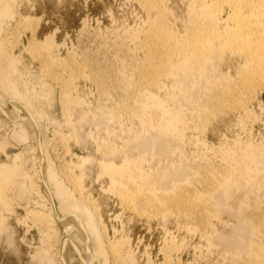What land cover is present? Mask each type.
Returning <instances> with one entry per match:
<instances>
[{"label":"rangeland","instance_id":"374dc122","mask_svg":"<svg viewBox=\"0 0 264 264\" xmlns=\"http://www.w3.org/2000/svg\"><path fill=\"white\" fill-rule=\"evenodd\" d=\"M9 1L12 5L14 19H7L6 22L10 28L7 26V30H5L8 33L4 30L2 36H9L6 38L11 43L8 55L14 59V62L17 61L16 68H19L20 72L16 71L15 73L22 75L20 78V76L18 77L13 73L14 76H17L14 79L17 82L20 78L17 83H20L19 86L24 89L20 88V90L26 92V94L24 92L25 97L28 94L26 98L32 101L33 109L40 115L41 133L35 130L34 127L28 126V135L26 134L28 141L18 143L11 138L14 131V127L11 125L13 122L0 116V142L9 141V145L0 150V163L11 167H20L23 173L26 174L27 172L28 175H31V179L28 177L26 178L27 181H22L25 184L18 194L9 195L10 206L5 207L0 203V264H48L46 261L48 259H53L55 264H61L59 258L63 253L67 239L75 242L82 254H86V244L77 231L69 230L72 222L68 219L61 220L58 218L64 213L60 210L58 201L52 202L41 182L39 174L41 165L40 141L44 143V153H47L45 155H47L49 162L63 179L70 174L72 175V173V176L75 175L76 182L83 190L87 206L96 213L105 241L121 245L125 255L130 254L132 260L137 264H167V252L172 255L171 264H223L224 262L229 264L226 260L223 261V246L213 239L212 247L208 242V238L211 237L204 238L202 232L198 229L200 228L198 225H195L197 227L193 225V228L198 229L193 230L187 227L185 218L176 216L165 218L162 213L158 217L150 219L148 216L139 215L134 210L125 207L122 199L118 197L112 186L117 183H112L110 175L103 172L102 164L105 157L102 148L104 142L113 144L114 148L117 149L116 151L121 148L119 152L123 151V154L125 148V155L136 159L135 161L141 164L146 174L152 175L156 171L161 172L162 169L164 171L169 166H179L182 163L180 161L183 160L190 164L193 163L195 172L216 171L222 158L226 157L224 160L228 163L232 162L228 156L236 148L251 146L256 149L255 147L258 148L259 146V148H262L260 150H264V87H257L258 89L255 91L252 100H249V116L242 109L231 110L214 107L210 102L211 99H209V95L215 91V88L212 87V80L210 81L211 84L206 81L201 90L197 88L199 91L196 88L192 89L196 92L193 93L192 99L194 100H190L188 106L185 105L187 108L185 106L180 107L183 109L182 111L179 106L175 107L176 105L173 102L166 101L167 97H164L165 93L163 91L152 89L151 94L154 97L156 96V99L166 101L168 109L173 112L177 111L180 117L182 116L185 126L180 127L184 136L181 139L182 141L173 137V141L170 142L172 145L170 150L166 149L164 144H157L156 146L154 144V147H152V144L147 142V144L139 145L138 142L136 143L137 136L134 135L145 131L148 133V126L152 123L148 115L156 108H153L154 105L150 101L143 98V104L139 103V106H144L146 112L144 111L145 115L141 114L140 116L139 114L138 116V113L136 114L137 110L134 109V112L128 105H126L127 109L125 108V104L128 102L127 95L118 97L100 93L97 83L91 77L93 74L87 65L86 59L95 61L100 57H104V55L107 57V54L108 56L109 54L119 56L123 49H127L131 56L136 57L134 59H143L145 52L140 43L142 32L141 34L138 32L147 29L152 19L158 14L156 10L151 11L149 9L148 12L147 5L150 1ZM191 4V0H164L161 4L164 12H167L169 25L171 29L173 28V33L178 34L177 36L188 32L187 30L191 24L190 19H192L190 15ZM223 11L219 16L220 26H225L227 23L226 17L229 14L228 9ZM26 18L28 21L31 20L33 24L22 25L23 19ZM138 35L141 38L137 37ZM50 50L52 54L49 53ZM46 51L53 57H51L52 60H55V63L52 62L55 66L50 61V63L48 62L50 67L53 68L54 72L64 74L63 82L45 78L42 72L43 63L41 62L43 56L40 59L39 56H41V52L46 53ZM223 57L221 60L216 61V68L219 73L217 74L220 75V84L225 85L242 77L247 61L243 55L230 50H227ZM64 61L66 64L76 61L77 65L80 64L81 70L78 69L77 73L72 72V75L71 71L67 69V72L64 68ZM82 65L83 67L87 66L89 69L86 67V70H88L85 71L81 67ZM125 68L127 70L129 67L123 65L119 71L122 70V73ZM81 72L82 74L84 72V74L82 75ZM121 73L118 75V82L121 84V81H123L126 86L123 76H121L123 73ZM130 73V78L132 77L130 80L133 81V85H129L131 86L129 90H132L139 79V75L136 71ZM64 81H66V85ZM164 84L167 89L172 88L171 90L178 93V90L173 86V79H165ZM192 90L191 92H193ZM0 91L5 97L10 95L6 91ZM64 95L71 101H77L75 103L78 106L80 105V108L82 107L84 111L83 117L85 118L78 125L74 124L76 120L71 119L72 117L67 113L64 101H62ZM212 95H210V98ZM124 97L125 102H122ZM118 102L121 104L119 105ZM10 108H12L11 105ZM212 108H214L213 111H211ZM131 110L137 116L132 114ZM207 110H210V112ZM192 111L195 113L193 114ZM98 114H100V117L95 120L93 117L96 118ZM203 116H207V118ZM86 117H90L92 120L87 119V122L85 121ZM130 142L131 144L128 145ZM134 145L139 146V149ZM143 148L145 151H141L144 150ZM225 153L229 155L227 156ZM18 154H22L24 162H22V159H15ZM122 157L114 159L112 164L122 167L124 164V157ZM124 167L125 164L122 168L123 172ZM128 175L135 180L138 186L142 183L135 174L130 172ZM188 178L191 179L192 176L189 175ZM66 183L69 190L75 193L76 187L68 181ZM139 188H141V185ZM168 191L170 192V190L163 189L162 191L160 189V191L158 190L160 194L158 192L156 194L160 197L161 193L169 194ZM235 195L231 200L232 203H230V205H234L232 207L229 205L233 209H236L234 207L238 208L237 204L239 205L240 202L245 203L246 200H248L246 203H251V205L259 201V198L257 199L259 196H252L250 201L249 199L244 201V198H242L243 201H240V199L236 200L238 194ZM22 197L24 198L22 199ZM239 206L242 207L243 204ZM212 222L215 231H220L223 230L225 224L232 223L233 218L227 213L221 212L217 213ZM207 235L213 236V233L210 234L209 230ZM216 244L220 247H217ZM65 252L74 258L72 264H80L78 253L72 245H67Z\"/></svg>","mask_w":264,"mask_h":264},{"label":"bare ground","instance_id":"6f19581e","mask_svg":"<svg viewBox=\"0 0 264 264\" xmlns=\"http://www.w3.org/2000/svg\"><path fill=\"white\" fill-rule=\"evenodd\" d=\"M149 1V4L147 2L148 12L149 9L151 11L156 10L158 14L152 19V22L150 21L151 23L147 29L138 32L140 34L142 32V41L140 43L145 52L143 59H134L136 57L131 56L127 49L121 50L120 55H115L116 57L111 54L108 56L107 54V57L104 55V57H100L95 61H90L91 59L88 61L86 59L87 65L93 74L90 73L92 75L91 77L97 83L96 85L100 93L104 95L109 94L108 96L116 95L118 97L127 95L128 102L126 104L123 103L125 104V108L128 105L134 112L137 110L138 112L136 111V114L138 113V116L139 114L140 116L141 114L145 115L144 111L146 109L143 108L144 106H139V103L141 104L144 101L143 98L150 101L154 105L153 108H156L149 112L151 114L148 115L150 116L149 120L152 121L150 123L151 125L149 124L148 126V133L145 131L144 133L140 132L134 135L135 137L137 136L136 143L138 142L139 145H144L149 142L152 144V147L157 144H164V147L170 150L172 148L170 142L173 141V137L178 140L183 138L184 133L180 126H185V124H183L184 121L181 118L182 116L180 117V114H178L179 112L177 113L175 110L173 112L168 109V104L165 102H173L176 105L175 107L179 106V109L182 111L183 109L180 107L187 105L191 102L190 100H194L192 99L193 93L196 92L192 89L199 88L201 90L206 81L210 83L212 80V87L215 88V91L213 89L214 93H211L213 91L210 92V95L213 94L211 98L209 95L210 102L214 107L217 109H242L248 115L249 100H252L255 91L258 89L257 87H264V0H191V24L187 30L188 32L180 36L174 34L172 31L173 28L171 29L169 25L170 21L168 22L167 12H164L161 7L164 0ZM225 9L229 11L228 17H226L227 23L225 26H220L219 22L221 20L219 21V16ZM12 12L11 2L9 0H0V90L10 94L5 97L0 91V116L13 122L11 125L14 127V131L11 138L18 143H25L28 141V137H26L28 135V126L34 127L35 130L41 133V117L33 109L32 101L26 98L28 94L25 97L24 89L19 86L20 83H17L20 81L22 75L20 76L15 73L16 71L20 72L18 70L19 68H16L17 61L14 62V59L8 55L11 49V43L6 38L9 36H2L7 30V19L13 18ZM23 20L24 24L22 23V25L33 24L27 18ZM8 27L10 28V26ZM6 32L8 33V31ZM139 35L137 37H140ZM224 48L243 55L247 63L243 69L242 77L239 80L222 85V83L220 84L221 80L219 81L220 75L217 72L216 61L224 58L223 55L227 52V50L224 51ZM43 53L41 52V56L36 54L39 56V59L43 56L41 62L43 63L42 72L45 78L63 82L64 74L61 75L60 73L54 72L53 68L48 64L50 61L54 65L52 62L55 61L52 60L53 57L50 55L52 54L51 50L49 52L50 54L47 51ZM64 64L66 71L68 69L71 73H77L79 71L78 69L81 70L80 64L77 65L76 61H71L67 64L64 61ZM64 64L62 65L64 66ZM119 65L120 67L127 65L129 67L127 69L128 71L125 68L122 74V70L119 71ZM81 67L85 71L89 69L87 66L83 67L82 65ZM86 67L88 68L87 70ZM132 71L138 73L139 79L137 78V83L134 81L136 84L134 83L133 89L129 90V87L131 89L129 85H133V81L130 80L132 78H130V72ZM13 73L18 75V77L20 76L19 81L17 79V82L15 81L14 77L17 78V76H14L15 74ZM120 73L123 76L126 86L123 81L119 80L123 84L118 82V75ZM165 79L174 80L173 86L178 90V93L171 90L172 88L167 89L165 87ZM64 84L66 85V81H64ZM205 86L207 85L205 84ZM20 88L23 90L21 91ZM152 89L163 91L165 93L164 97L166 96L167 100L156 99V96L154 97L151 94L153 92ZM122 99H124L122 102H125V97ZM62 101H64L63 103L66 106L67 113L72 117L71 119L76 120L74 124L78 125L85 118L83 117L84 111L82 107L80 108V105L78 106L75 103L77 101H71L65 95ZM10 105L12 108H10ZM198 106L200 107V105ZM213 109L210 110L213 111ZM210 110L207 111L210 112ZM192 112L193 114L195 113L194 111ZM99 115H97L98 118L97 116L93 118L95 120L99 119ZM203 117L207 118V116ZM87 119L92 120V118L86 117L85 121ZM8 142L6 140L0 142V150L6 148L9 145ZM43 144L40 141L41 165L39 167V174L41 182L52 202L58 201L60 210L64 213L62 216H58V218L61 220L68 219L72 222L69 230L77 231L82 241L86 244V254L84 255L75 242L67 239L64 244L63 253L59 258L60 263H73L74 258L65 252L67 245H72L78 253V262L80 264H137L132 260L133 258L130 254L125 255L121 245L111 242L107 243L105 241L96 213L87 206L83 190L78 185L79 183L76 182L75 175L72 176V173V175L70 174L65 178L76 187L77 190L74 193V191L69 190L67 181L60 176L59 172L49 162L47 155H45L47 153H44L45 147H43ZM130 144L131 142L128 145ZM127 146L125 147L127 148ZM136 147L139 149V146ZM255 148L242 146L238 149L236 148L230 155L228 154L229 156L225 153L230 157L232 164L224 160L226 157L223 154L224 158L219 161V168L217 167L216 171L195 172L193 170V163L190 164L183 160L180 161L182 163L179 166H169L164 171L162 169L161 172L156 171L151 175L143 171V167L135 161L136 159L125 155V148L123 149V154V151L119 152L121 148L116 151L117 149L114 148L113 144L104 142L102 151L105 160L102 168L105 174L107 172L110 175L112 183H117L112 186L118 194V197L122 199L125 207L134 210L139 215L148 216L150 219L158 217L162 213L165 218L168 216L185 218L187 227L193 230L196 229L193 228V225L194 227L198 225L200 227L198 229H200L204 238L211 237L207 241L210 242L212 247L214 243L212 241L213 239L223 246V261L226 260L229 264H264V150H260L262 148H259V146ZM141 151H145V149ZM121 156L124 157H122L125 164L124 172L122 170L124 164L122 167L112 164L114 163V159ZM15 159H22V162L25 161H23L22 154H18ZM8 166L7 164L0 163V203L5 207L10 206L11 202L9 201L11 200L9 195L18 194L25 184L22 181L31 176L27 172L26 174L23 173L20 167L9 166L8 168ZM130 172L135 174L140 182H142L140 184L138 182L141 188L128 175ZM189 175L192 176L191 179L188 178ZM186 178L188 179L185 181ZM160 189L162 191L163 189L170 190V192L168 191L169 194L161 193L159 197L156 193ZM158 194L160 193L158 192ZM235 194H238L236 200L240 199V201H243L242 198H244V201L245 199H249L250 201L252 196H259L257 197L259 201L253 205L250 202V204L246 203L248 200L245 203L239 201V205L243 204V206L241 207L237 204L238 208L234 207L236 210L229 207ZM262 197L263 199L260 200ZM232 205L234 204L230 206L232 207ZM221 212L230 215L233 218V222L225 224L223 230L215 231L212 219L217 216V213L219 214ZM209 230L210 234L213 233V236L207 235V231ZM216 246L218 247L219 245L216 244ZM166 255L167 264H171L172 255H170V252L169 254L167 252ZM46 261L48 264H55L53 259ZM224 263L226 264V262Z\"/></svg>","mask_w":264,"mask_h":264}]
</instances>
